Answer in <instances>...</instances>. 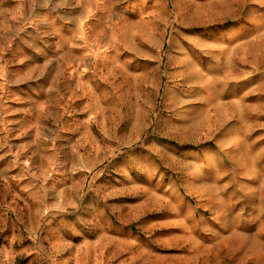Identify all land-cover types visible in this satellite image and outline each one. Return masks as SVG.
<instances>
[{
	"label": "rangeland",
	"instance_id": "rangeland-1",
	"mask_svg": "<svg viewBox=\"0 0 264 264\" xmlns=\"http://www.w3.org/2000/svg\"><path fill=\"white\" fill-rule=\"evenodd\" d=\"M0 264H264V0H0Z\"/></svg>",
	"mask_w": 264,
	"mask_h": 264
}]
</instances>
